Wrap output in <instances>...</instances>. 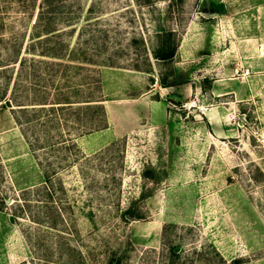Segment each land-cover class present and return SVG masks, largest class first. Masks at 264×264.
<instances>
[{"label": "rangeland", "instance_id": "1", "mask_svg": "<svg viewBox=\"0 0 264 264\" xmlns=\"http://www.w3.org/2000/svg\"><path fill=\"white\" fill-rule=\"evenodd\" d=\"M0 264H264V0H0Z\"/></svg>", "mask_w": 264, "mask_h": 264}, {"label": "trees", "instance_id": "2", "mask_svg": "<svg viewBox=\"0 0 264 264\" xmlns=\"http://www.w3.org/2000/svg\"><path fill=\"white\" fill-rule=\"evenodd\" d=\"M46 31L49 32L50 30L47 29ZM175 48H176L175 46H169V47L163 46L160 50L155 51V56L162 58V59L172 58L175 54ZM59 102H70V101L68 100V101H59ZM95 106L102 109L103 118L105 119L104 108L102 106H100L99 104L95 105Z\"/></svg>", "mask_w": 264, "mask_h": 264}, {"label": "built area", "instance_id": "3", "mask_svg": "<svg viewBox=\"0 0 264 264\" xmlns=\"http://www.w3.org/2000/svg\"><path fill=\"white\" fill-rule=\"evenodd\" d=\"M247 73H248V70H246L245 74H247Z\"/></svg>", "mask_w": 264, "mask_h": 264}]
</instances>
